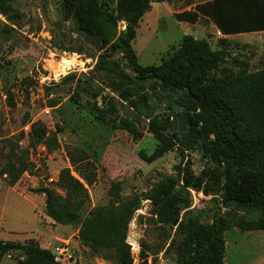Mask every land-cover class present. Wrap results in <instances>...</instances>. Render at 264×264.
<instances>
[{"label": "trees", "instance_id": "trees-1", "mask_svg": "<svg viewBox=\"0 0 264 264\" xmlns=\"http://www.w3.org/2000/svg\"><path fill=\"white\" fill-rule=\"evenodd\" d=\"M40 1L45 10L47 0ZM185 1L193 0H118L116 9L110 11L98 0H61L67 12L76 17L74 32L82 39L79 31L100 36L103 42L98 48L94 79L117 100L110 96L104 100V108L93 106L96 121L115 131L128 132L134 142L142 141L145 131L152 134L159 143L156 151L150 157L140 154L149 164L176 146L196 150L181 138L167 134L174 113L171 110L167 117L156 114L161 107L150 104L148 89L153 87L159 105L166 102L168 107L174 103L185 108L193 144L202 141L199 150L206 164L199 174L187 163L181 180L162 181L145 196V200L153 202L152 213L157 218L149 221L159 232V242L156 254L152 247L142 244L140 264H148L146 253L158 255L165 250L176 264H224L227 231L234 227L264 231V70L220 80L215 73L225 62L224 53L213 50L208 40L190 35L184 36L178 50L159 66L142 67L134 51L136 28L153 4ZM13 3L14 0H0V14L19 27L15 19L22 17ZM200 17L212 21L227 36L264 32V0H214L196 6L195 12L177 15L176 19L195 24ZM121 22L127 25L124 32L119 30ZM11 31V27H6L7 33ZM150 81L149 87L144 85ZM159 94L165 96L164 103ZM142 95L145 100L138 101ZM119 106L126 109L125 116L120 114ZM29 135L31 149L45 143L55 145L40 122L32 124ZM9 145L15 162L11 156L0 178L7 175L5 183L14 187L35 165L27 160L29 151L22 150L17 143ZM78 153L72 166L91 187L98 179L97 165L85 151ZM83 163L84 167L79 168L78 164ZM57 187L65 196L56 188L38 190L46 196L47 216L59 225L82 224V213L89 202L85 186L70 170H64ZM191 190L219 196L222 207L229 212L214 213L210 223L202 222L203 213L192 210ZM139 206V200H134L121 210L98 207L90 211L79 231L83 246L114 264H135L126 236L131 216ZM11 251L24 255L23 264H58L52 252L35 240L25 244L0 241V263Z\"/></svg>", "mask_w": 264, "mask_h": 264}, {"label": "rangeland", "instance_id": "rangeland-1", "mask_svg": "<svg viewBox=\"0 0 264 264\" xmlns=\"http://www.w3.org/2000/svg\"><path fill=\"white\" fill-rule=\"evenodd\" d=\"M202 1L207 0L154 4L153 8L158 13H149L136 28L137 38L133 48L139 64L142 67L159 66L178 50L185 35L194 32L206 35L212 49L224 53L225 62L215 73L218 79H235L264 70V35L227 40L219 39L215 32H204L207 27L205 20L198 29L178 25L177 13L188 11ZM14 2L22 7V12H18L21 20L15 19L20 26H14L6 16L5 19L0 18V172L12 156L9 142L29 151L27 160L35 168L14 187L33 198L36 204L38 202L40 209H36L37 216H34L27 202L12 195L5 197L0 192V220L3 223L0 239L24 244L26 234L22 233L26 228L41 230L43 238L37 242L50 252L67 241L78 260L77 264H96V259L111 262L93 255L81 243L79 231L89 218V212L98 207L121 210L122 206L134 200H139L141 204L156 184L181 180L182 170L187 163H191L192 170L199 174L206 160L201 156L200 147L185 150L176 146L158 161L152 164L145 162L140 154L150 157L159 144L152 134L145 131L144 138L138 143L128 132L115 131L111 126L96 121L97 113L93 106L104 108V100L115 97L94 79V68L100 55L98 48L74 32L72 21L65 23L61 17L54 19L55 14L49 11L47 5L44 10L39 0ZM105 6L114 11L110 5ZM6 27H11L12 31L7 33ZM117 58L120 59L121 55ZM64 59L73 61V68L64 74L57 72L58 69L53 70L52 64L58 66ZM126 72L133 74L127 69ZM165 103L159 105L156 102L153 106L163 109L167 106ZM46 110L50 111L49 114L45 113ZM119 111L122 116L126 115L124 107L119 106ZM247 121L248 118H245V125ZM38 122L46 127L47 135L55 145L45 143L36 149L29 148L31 126ZM81 150L98 168V179L91 187L72 166L73 159ZM11 160L15 162L13 156ZM100 164H113L115 172L119 171L118 164H126L124 179L107 181V169ZM78 167H84V163L78 164ZM64 170H70L72 176L80 180L88 191L89 202L82 213V224L65 226L49 220L46 196L38 192L41 187L56 188L65 196L57 187ZM51 179L53 183L49 182ZM1 180L5 183L7 175ZM41 197L44 201L39 203ZM191 198L193 212H202L204 223H210L214 213L226 215L229 212L222 207L219 196L210 193L206 196L191 190ZM147 225L144 243L152 247L156 254L159 232L149 220ZM14 231L22 233L13 234ZM55 236L64 239L49 241ZM224 243V264H264V231H244L234 227L224 234ZM24 260L20 252L11 251L3 256L0 264H23Z\"/></svg>", "mask_w": 264, "mask_h": 264}, {"label": "crops", "instance_id": "crops-1", "mask_svg": "<svg viewBox=\"0 0 264 264\" xmlns=\"http://www.w3.org/2000/svg\"><path fill=\"white\" fill-rule=\"evenodd\" d=\"M20 2H22V3H25V2H27L28 0H19ZM101 4H103L104 6L105 5H110L112 8H114V9H116V7H117V2H118V0H98ZM212 1H214V0H207V1H202V2H200V3H196V4H194L193 6H191L189 9H188V11H184L183 13H187V12H195V7L196 6H198V5H204V4H206V3H208V2H212ZM156 4V3H155ZM162 4H166V5H169V4H167V3H162ZM159 5V4H158ZM153 6H154V4L152 5V10L149 12V13H155L156 12V14L158 13V11H157V9H155L154 10V8H153ZM107 7V6H106ZM17 9L19 10V11H21L22 12V7L21 6H18L17 7ZM50 11V10H49ZM55 15L53 16V18L54 19H57V18H59V14L60 13H62V12H59V13H57V11H56V8H53V11H52ZM149 13H147L146 15H145V17L143 18V20L141 21V22H143V21H145L144 19H146V17H148L147 15L149 14ZM183 13H177V15H181V14H183ZM176 15V16H177ZM175 16V17H176ZM152 19H153V17H152ZM177 20V19H176ZM203 20H205V21H207L206 22V28H204V32H207L208 30L210 31V32H212V33H216V35L219 37V39H227V40H229V39H235V38H251V37H255V36H261V35H264V32H256V33H245V34H239V35H229V36H227V35H223L222 34V32L217 28V26L212 22V21H210V20H208L207 18H204V17H200L199 19H198V21L195 23V24H191V23H188V22H180V21H178L177 20V23H178V25L179 26H183V25H185V26H188V27H194L195 29H198V27H199V24L203 21ZM193 28V29H194ZM191 30V29H190ZM192 35H190V36H193V37H195L196 39H200V40H202V39H206V40H208L207 39V36L206 35H202L201 36V34H195L194 32H192L191 33ZM185 36H187V35H185ZM182 42V41H181ZM181 45V43L179 44V46ZM139 61V60H138ZM108 136V135H107ZM96 137H99V135H96ZM139 143V142H138ZM100 165H103V166H105V168L107 169V181H111V182H114V181H116L117 179H119V180H123L124 179V176L126 175V172H125V168H126V164H118L119 166L117 167V168H119V171L118 172H115L114 170V165L113 164H100ZM0 185H2V187L0 186V188H1V190H0V192L1 193H3V195L5 196V197H8V196H10V195H12L13 197H16V199H18V198H20L21 200H23L24 202H27L28 203V205L30 206V208L34 211V216H37L36 215V213H35V211H36V209H40V205L38 204V202H37V204H36V202H35V200L33 199V198H31V197H29V196H25L24 194H22L21 192H19V191H17V189L15 188V187H9V186H7L1 179H0ZM42 201H44V199L41 197V200L39 201V203H42ZM44 207H45V204H44ZM44 207H42V208H44ZM45 209V208H44ZM42 213H44L43 211L44 210H40ZM48 218V217H47ZM49 220H51L50 218H48ZM53 222V221H52ZM2 225H3V223L1 222V220H0V231L2 230ZM41 226H43V225H41ZM60 228H61V226H60ZM62 228H65V227H63L62 226ZM67 228V227H66ZM12 232H10L9 234H11ZM17 233H22L21 231H18V232H16V231H14L13 232V234H17ZM22 234H26V239H25V241L24 242H22V243H28L29 241H31V240H35V241H38L40 238H43L42 237V232H41V230H36V231H31V229L30 228H26L25 229V231H24V233H22ZM19 235V234H18ZM30 235V236H29ZM29 236V237H28ZM62 239H64L63 237H52V238H49V241H51V240H54V241H58V240H62ZM0 241H4V242H6L5 240H3V239H0Z\"/></svg>", "mask_w": 264, "mask_h": 264}, {"label": "built area", "instance_id": "built-area-1", "mask_svg": "<svg viewBox=\"0 0 264 264\" xmlns=\"http://www.w3.org/2000/svg\"><path fill=\"white\" fill-rule=\"evenodd\" d=\"M0 18H4L3 14H0ZM127 25L124 22L120 23L119 30L121 32L126 31ZM49 110L45 113L49 114ZM53 183L54 180L49 181ZM153 202L151 200H144L140 206L133 212L127 230L126 244L130 247L131 255L135 264H140L142 259V253L144 252L143 243L145 239V233L148 229L147 221L150 219H156L153 216ZM18 252V251H17ZM10 253V252H9ZM8 254V253H7ZM22 254V253H21ZM54 260L58 264H77L78 260L75 258L72 252L70 243L65 241L59 246L55 247L52 251ZM23 255V254H22ZM24 256V255H23ZM10 258V254L8 256ZM25 258V257H24ZM146 261L148 264H176L174 261L166 255V250L158 255H152L146 253ZM96 264H114L101 259H96Z\"/></svg>", "mask_w": 264, "mask_h": 264}, {"label": "water", "instance_id": "water-1", "mask_svg": "<svg viewBox=\"0 0 264 264\" xmlns=\"http://www.w3.org/2000/svg\"><path fill=\"white\" fill-rule=\"evenodd\" d=\"M41 2V1H40ZM42 4V2H41ZM48 9L50 11H53V8H56L57 13L62 12V13H67L68 18L64 20L65 23H68L69 21L76 20V17H72L71 13H68L67 10L65 9V6L62 4L61 0H49V2L46 4ZM18 5L14 2L13 3V8L16 11ZM79 34H82L83 39L87 40L88 42L91 43L92 46L96 48H100L103 45V42L101 41L100 36H87L86 33H82V31H79ZM152 82H148L144 84L145 86L149 87ZM149 94L151 95L149 97L150 104L154 105L156 103V100L154 98V88L150 87L148 89ZM159 97L161 101L164 103L166 101V98L163 94H159ZM140 99L145 100V96L142 95L140 96L137 100L139 101ZM173 111V117L171 119V126L167 129V134L173 135V133H176L177 135H174V137H179L182 139L183 142L188 143L191 148L194 146L196 148L200 147L202 144V141L200 140L199 143L193 144L194 141V136L193 132L191 130V125L187 122L186 120V114H185V108L183 106H179L177 104H172L171 107H165L163 109H159L156 111V114H161L164 115V117H167L166 113ZM206 196L208 195L207 192L204 193Z\"/></svg>", "mask_w": 264, "mask_h": 264}, {"label": "bare ground", "instance_id": "bare-ground-1", "mask_svg": "<svg viewBox=\"0 0 264 264\" xmlns=\"http://www.w3.org/2000/svg\"><path fill=\"white\" fill-rule=\"evenodd\" d=\"M52 66L53 70L58 69L57 72L64 74L73 68L74 62L68 59H64L60 62L58 66L56 65V63H53Z\"/></svg>", "mask_w": 264, "mask_h": 264}, {"label": "flooded vegetation", "instance_id": "flooded-vegetation-1", "mask_svg": "<svg viewBox=\"0 0 264 264\" xmlns=\"http://www.w3.org/2000/svg\"><path fill=\"white\" fill-rule=\"evenodd\" d=\"M39 2H40V0H39ZM16 11H18L19 12V10L17 9ZM59 17H61L62 19H63V22H64V20L66 19V18H68V14L67 13H60L59 14ZM72 22H73V20H72ZM165 107H168V106H165ZM166 114H171V112H169V113H166ZM173 135H177L176 133H174Z\"/></svg>", "mask_w": 264, "mask_h": 264}]
</instances>
